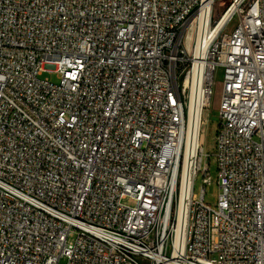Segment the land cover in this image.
<instances>
[{
	"label": "built area",
	"instance_id": "obj_1",
	"mask_svg": "<svg viewBox=\"0 0 264 264\" xmlns=\"http://www.w3.org/2000/svg\"><path fill=\"white\" fill-rule=\"evenodd\" d=\"M216 1L0 0V264H264V0Z\"/></svg>",
	"mask_w": 264,
	"mask_h": 264
},
{
	"label": "rangeland",
	"instance_id": "obj_2",
	"mask_svg": "<svg viewBox=\"0 0 264 264\" xmlns=\"http://www.w3.org/2000/svg\"><path fill=\"white\" fill-rule=\"evenodd\" d=\"M229 0H217L216 1V12L220 13L223 11V9L228 4ZM232 28V25L230 26ZM194 34L195 31L189 28L187 41L194 40ZM42 77H48L53 81H57V76L54 73L46 72L43 74ZM215 89H214V95L212 97L211 101V108L209 110L208 114V123L206 126V132H205V142H204V153L210 155V159L204 160L202 162V166L204 167L207 163L210 169V176H211V183L205 184V197L204 200L207 204H209L211 207H215L219 198V185L217 183V167H216V161H215V151H216V134L219 128V120H218V105L220 100V93H221V87H222V70H218L215 75ZM203 174L199 173L196 179L195 183V194L197 196H200L201 194V188L203 186ZM127 204L130 202L127 200Z\"/></svg>",
	"mask_w": 264,
	"mask_h": 264
},
{
	"label": "bare ground",
	"instance_id": "obj_3",
	"mask_svg": "<svg viewBox=\"0 0 264 264\" xmlns=\"http://www.w3.org/2000/svg\"><path fill=\"white\" fill-rule=\"evenodd\" d=\"M197 38H198V32L195 31L193 42L196 41ZM186 227H187V223L185 224L184 221H183V222H182V225H181V227H180V228H181V231H182L183 229H186Z\"/></svg>",
	"mask_w": 264,
	"mask_h": 264
}]
</instances>
